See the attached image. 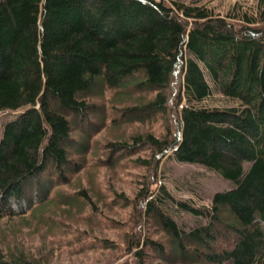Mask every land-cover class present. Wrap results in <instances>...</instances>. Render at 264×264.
<instances>
[{
    "label": "trees",
    "instance_id": "1",
    "mask_svg": "<svg viewBox=\"0 0 264 264\" xmlns=\"http://www.w3.org/2000/svg\"><path fill=\"white\" fill-rule=\"evenodd\" d=\"M242 13L247 22L236 25L175 0H0V113L21 110L0 136V219L80 169L74 156L87 150L80 133L92 128L93 97L134 87L155 94L129 110L164 111L182 71L176 127L117 139L112 150L147 146L153 160L170 153L231 186L198 207L143 182L133 258L122 264H264V0ZM169 203L195 217L190 226ZM0 264L39 263L0 251Z\"/></svg>",
    "mask_w": 264,
    "mask_h": 264
},
{
    "label": "rangeland",
    "instance_id": "2",
    "mask_svg": "<svg viewBox=\"0 0 264 264\" xmlns=\"http://www.w3.org/2000/svg\"><path fill=\"white\" fill-rule=\"evenodd\" d=\"M164 1L169 5L173 2ZM175 1L206 4L221 15H232L228 19L239 25L247 22L242 11L255 10L258 0ZM206 77L210 81L208 74ZM182 80L181 71L166 90V109L152 114L133 112L128 107L148 101L154 92L117 88L105 89L102 96L93 97L97 106L89 114L92 128L80 133L87 141V150L74 156L80 169H71L75 172H71L69 182L55 183L37 204L27 206L21 214L0 219V251L8 257L22 252L39 264L130 262L133 256L127 249L128 238L138 221L133 201L145 181L149 185L156 180V184L152 182L153 189L164 185L175 198L198 207L209 206L216 191L229 188L230 181L215 171L199 163L179 161L170 153L153 160L147 146L136 151L112 150V142L117 139L129 143L133 135L150 132L159 136L166 127L174 129ZM20 112L0 113V136L4 123ZM169 205L176 220L190 226L195 217L181 207ZM151 261L167 264L153 257Z\"/></svg>",
    "mask_w": 264,
    "mask_h": 264
}]
</instances>
